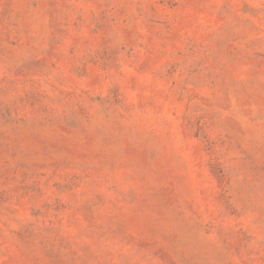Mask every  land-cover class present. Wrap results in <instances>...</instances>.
<instances>
[{"label": "rangeland", "instance_id": "1", "mask_svg": "<svg viewBox=\"0 0 264 264\" xmlns=\"http://www.w3.org/2000/svg\"><path fill=\"white\" fill-rule=\"evenodd\" d=\"M0 264H264V0H0Z\"/></svg>", "mask_w": 264, "mask_h": 264}]
</instances>
